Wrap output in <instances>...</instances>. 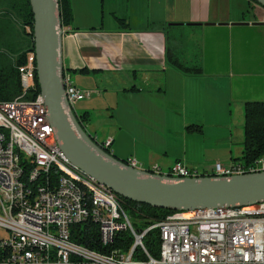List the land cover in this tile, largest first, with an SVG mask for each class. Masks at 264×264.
<instances>
[{"label": "crops", "instance_id": "0c3cea01", "mask_svg": "<svg viewBox=\"0 0 264 264\" xmlns=\"http://www.w3.org/2000/svg\"><path fill=\"white\" fill-rule=\"evenodd\" d=\"M92 4L72 0L73 22L59 41L65 76L92 92L76 104L89 122L95 117L91 136L111 140V154L133 158L143 170L167 173L181 163L202 174L215 163L240 165L244 105L264 101V9L249 0ZM172 46L182 61L198 55L202 76L168 67ZM191 125L200 131H188Z\"/></svg>", "mask_w": 264, "mask_h": 264}, {"label": "built area", "instance_id": "2783aa9c", "mask_svg": "<svg viewBox=\"0 0 264 264\" xmlns=\"http://www.w3.org/2000/svg\"><path fill=\"white\" fill-rule=\"evenodd\" d=\"M17 71L20 95L0 103V228L8 234L0 238V264H264V201L175 212L138 229L118 195L75 168L61 151L36 91L34 50L25 53ZM62 83L72 112L92 94L72 85L63 69ZM110 144L100 143L105 150ZM263 157L247 168L215 163L202 174L181 163L165 174L157 166L148 171L171 179H225L264 172ZM124 165L146 171L133 158ZM84 222L96 225L103 252L72 241L71 232ZM153 229L159 232L157 257L143 244ZM121 234L130 238L125 248Z\"/></svg>", "mask_w": 264, "mask_h": 264}, {"label": "water", "instance_id": "95a60500", "mask_svg": "<svg viewBox=\"0 0 264 264\" xmlns=\"http://www.w3.org/2000/svg\"><path fill=\"white\" fill-rule=\"evenodd\" d=\"M249 1L264 9V0ZM31 3L35 14L33 44L40 94L60 149L75 168L116 195L154 208L185 212L215 206L245 207L264 201V172L226 179L207 176L171 179L127 167L102 148L86 133L78 115L67 110L59 59V41L64 33L57 0H31ZM178 25L182 24H170ZM196 25L200 24H188Z\"/></svg>", "mask_w": 264, "mask_h": 264}, {"label": "trees", "instance_id": "16d2710c", "mask_svg": "<svg viewBox=\"0 0 264 264\" xmlns=\"http://www.w3.org/2000/svg\"><path fill=\"white\" fill-rule=\"evenodd\" d=\"M57 7L60 13L62 28H70L73 22L72 0H57ZM34 17L35 14L31 0H0V42L2 43L3 36L10 31L8 21H6L7 19L20 30L27 40L25 48L18 49L16 52L7 48V44L5 46L3 45V48H0V103L11 102L21 93L17 69L23 64L25 53L34 50ZM115 19L120 28H128L124 20L118 17H115ZM192 51L194 54V49ZM199 61L200 58L198 55H192V58L189 57L186 61H182L176 55L173 46L170 48L168 47L165 51V64L184 77L202 76L203 70ZM81 72H86V70H80V73ZM36 91H39L37 78ZM243 114L244 128L240 165L247 168L253 165L260 157L264 156V101L246 102ZM78 121L81 125L88 123V112L80 114L78 116ZM187 129L188 131H200L201 127L191 125L188 126ZM107 152L110 153L109 149H107ZM122 161L124 163L126 162V160ZM118 199L129 218L134 222H138V229H146L149 226L159 223L170 214L180 212L154 208L121 196H118ZM71 234V239L75 243L91 250L103 252L99 245L97 227L92 222L78 224L75 227V231H72ZM121 237L122 247L125 248V246H129L130 238L126 234H121ZM143 244L150 256L157 257L159 252L158 230L153 229L149 231L143 240Z\"/></svg>", "mask_w": 264, "mask_h": 264}, {"label": "rangeland", "instance_id": "374dc122", "mask_svg": "<svg viewBox=\"0 0 264 264\" xmlns=\"http://www.w3.org/2000/svg\"><path fill=\"white\" fill-rule=\"evenodd\" d=\"M90 1H91V3H93L92 4L93 7L99 3V0H90ZM6 21H8V26L10 28V31H8V33L3 36V38H2V43L3 44L0 42V48L1 47L3 48V45L5 46L7 44L6 47L10 48L13 52H16V50H18V49H24L25 46H26V43H27L26 38L23 36V34L20 32V30L9 19H7ZM180 33H183L184 36H187L184 31H182ZM181 41H184V40H181ZM185 42H187V41H184V43ZM190 46L191 45H189V47ZM189 49H187V54H190ZM183 50L180 51V55L182 56V58H184V56L186 54V52H183ZM72 80H73V78H72ZM80 104L76 105L74 107V110H73L78 115L82 112L81 110H79ZM94 122H95V117H92L91 122L83 124L84 130L89 135H91L90 134V124L91 123L94 124ZM98 135H99V139L104 138L103 136H100L101 134L98 133ZM161 173L165 174L166 172L165 171H161ZM7 236H8V234L6 233V231L3 230L2 228H0V238H6Z\"/></svg>", "mask_w": 264, "mask_h": 264}, {"label": "bare ground", "instance_id": "6f19581e", "mask_svg": "<svg viewBox=\"0 0 264 264\" xmlns=\"http://www.w3.org/2000/svg\"><path fill=\"white\" fill-rule=\"evenodd\" d=\"M244 174H250V173H243V174H241V175H244ZM231 176H236L235 174H226L225 175V179L226 178H229V177H231Z\"/></svg>", "mask_w": 264, "mask_h": 264}]
</instances>
